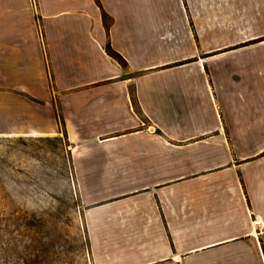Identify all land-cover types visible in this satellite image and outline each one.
Listing matches in <instances>:
<instances>
[{"label":"crops","instance_id":"obj_1","mask_svg":"<svg viewBox=\"0 0 264 264\" xmlns=\"http://www.w3.org/2000/svg\"><path fill=\"white\" fill-rule=\"evenodd\" d=\"M59 133L90 264H264V0H0V136Z\"/></svg>","mask_w":264,"mask_h":264},{"label":"rangeland","instance_id":"obj_2","mask_svg":"<svg viewBox=\"0 0 264 264\" xmlns=\"http://www.w3.org/2000/svg\"><path fill=\"white\" fill-rule=\"evenodd\" d=\"M71 145L0 136V264H90Z\"/></svg>","mask_w":264,"mask_h":264},{"label":"trees","instance_id":"obj_3","mask_svg":"<svg viewBox=\"0 0 264 264\" xmlns=\"http://www.w3.org/2000/svg\"><path fill=\"white\" fill-rule=\"evenodd\" d=\"M102 18H103V21L105 22L106 14L103 12H102ZM105 51L108 55H110L113 59H115L119 64L124 65V60L122 59L120 54L114 51L108 43L105 45ZM130 94L132 93L130 92ZM131 99H132V103L135 104L133 96ZM63 135L65 137V133H63Z\"/></svg>","mask_w":264,"mask_h":264},{"label":"built area","instance_id":"obj_4","mask_svg":"<svg viewBox=\"0 0 264 264\" xmlns=\"http://www.w3.org/2000/svg\"><path fill=\"white\" fill-rule=\"evenodd\" d=\"M32 3H34V0H32ZM258 223H259L258 220H255V221H254V225H257Z\"/></svg>","mask_w":264,"mask_h":264}]
</instances>
